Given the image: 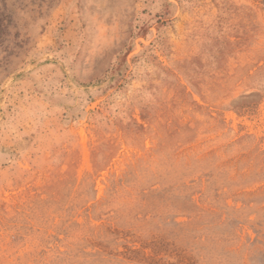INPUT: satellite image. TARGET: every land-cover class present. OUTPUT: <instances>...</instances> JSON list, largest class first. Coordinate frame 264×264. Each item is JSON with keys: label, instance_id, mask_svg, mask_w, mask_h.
<instances>
[{"label": "rangeland", "instance_id": "rangeland-1", "mask_svg": "<svg viewBox=\"0 0 264 264\" xmlns=\"http://www.w3.org/2000/svg\"><path fill=\"white\" fill-rule=\"evenodd\" d=\"M0 264H264V0H0Z\"/></svg>", "mask_w": 264, "mask_h": 264}]
</instances>
